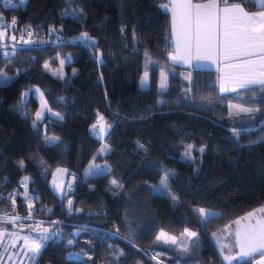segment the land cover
Returning a JSON list of instances; mask_svg holds the SVG:
<instances>
[{
    "label": "trees",
    "instance_id": "1",
    "mask_svg": "<svg viewBox=\"0 0 264 264\" xmlns=\"http://www.w3.org/2000/svg\"><path fill=\"white\" fill-rule=\"evenodd\" d=\"M242 6L264 9L254 0ZM0 14L15 33L41 38L30 49H0L8 76L0 84V195L27 177L40 214L54 223L35 264H173L177 256L154 262L147 249L159 232L185 229L198 234L193 261L222 264L209 234L264 206V89L221 95L214 72L173 65L167 0H0ZM85 32L92 39L78 40ZM66 54L61 68L57 56ZM33 89L62 118L45 115L33 126ZM229 103L258 111L235 116ZM97 114L110 125L102 139L93 136ZM90 164L107 170L88 175ZM57 168L74 178L61 198L49 185ZM199 208L217 215L201 220Z\"/></svg>",
    "mask_w": 264,
    "mask_h": 264
},
{
    "label": "snow or ice",
    "instance_id": "2",
    "mask_svg": "<svg viewBox=\"0 0 264 264\" xmlns=\"http://www.w3.org/2000/svg\"><path fill=\"white\" fill-rule=\"evenodd\" d=\"M25 0H20V3H24ZM172 5V33L174 40V50L170 55V59L173 61H184L188 62L191 59V49L193 44L197 49V58L200 57V47L202 40L206 41L211 45L214 36L222 35V47L225 60H233L238 55L251 56L254 52L260 53L259 62L255 60H240L239 63L227 65L233 71L227 73L223 79L227 78L233 81L237 87L242 89L255 90L253 86H259L264 89V11L249 12L242 7L244 0H240L239 3H228V0H222L226 4L224 8L219 7L221 0H207V3H193L192 0H170ZM260 7H264V0H254ZM167 9V5H162ZM3 18L0 17V27L3 26ZM16 18H12L11 25L16 24ZM222 28V32L220 31ZM57 29L52 28L51 31L55 32ZM123 31V29H121ZM32 33L29 32L28 36L31 37ZM6 36L5 31H0V39ZM81 38L85 40H91L92 38L88 33H81ZM13 40L16 39L15 36L12 37ZM23 39V37L21 38ZM25 44L35 43V41L28 39L23 40ZM183 44V48H182ZM15 47V46H14ZM5 55L9 53L5 52ZM147 55V53H146ZM61 65L64 61L61 60ZM44 67L47 69L48 64L46 63ZM75 71V70H74ZM0 76H5L3 72H0ZM148 78V73H144L142 78V83H145ZM167 77L163 72H161L160 87L164 88L166 86ZM221 90H226L221 84ZM39 92V89H36ZM235 91V88H233ZM41 98H43V93H40ZM42 108L45 107L44 104L41 105ZM51 112V109H47ZM258 111V109H250L237 106V112L253 113ZM54 116L60 117V113H52ZM98 115L96 123L92 125V129L97 136L108 131L110 125H107L105 117ZM36 119L33 121V126H36V121L41 120L44 117L43 111H37L35 113ZM233 135L239 136L241 130L233 129ZM48 140L55 141L57 137H46ZM189 149L191 145L187 146ZM107 146H103L101 151L103 152ZM201 152L204 151L203 148L200 149ZM185 155H188L186 152ZM20 165L23 166V161H20ZM100 166L96 164H90L89 168L86 169V174L92 175L94 169H98ZM58 173H66L65 169H57ZM27 177H25V182H27ZM55 185V180L53 181ZM116 183V181H112ZM57 189H60V185H55ZM71 187V184L68 185ZM160 187L167 189V174L161 180ZM176 199V197H173ZM71 205V201H69ZM31 207V205H29ZM197 212L198 217L204 218L205 220L210 216V213L204 208L194 209ZM258 217V218H257ZM16 219H19L17 217ZM14 222V221H13ZM43 223V222H41ZM237 227L235 231V243L234 245L222 246L227 247L228 254L223 255V260L227 261L228 264H233L234 261H251L255 259V254H259L261 259L257 261V264H264V206L254 209L248 212L245 216H242L233 222ZM49 229H43V233L39 238H33L30 236H24V247L26 251L24 255L31 253L32 259L40 252L42 249L43 241L49 239L47 233ZM10 237L15 238L16 233H8ZM183 235L186 239L197 237L198 234L195 231L185 229ZM216 234L213 233V236ZM4 236V232H0V237ZM170 240L172 244L177 243L175 237H168L165 233H161L157 237L160 239ZM2 242V241H0ZM69 244L72 243L71 240L68 241ZM234 248L239 250L233 253ZM182 251L188 252L189 248L185 244Z\"/></svg>",
    "mask_w": 264,
    "mask_h": 264
},
{
    "label": "rangeland",
    "instance_id": "3",
    "mask_svg": "<svg viewBox=\"0 0 264 264\" xmlns=\"http://www.w3.org/2000/svg\"><path fill=\"white\" fill-rule=\"evenodd\" d=\"M17 1L20 2V0H17ZM0 17H2V14H0ZM2 23H3V26L0 27V31H5L6 36L3 39H0V43H4V44L17 43L18 42L17 37L19 35H17V33H15V31L11 27L8 26V24L6 23L4 19L2 20ZM13 36L16 37L15 40L12 39ZM24 40H27V39H24ZM78 40L83 41L84 39L79 37ZM18 43L26 45L23 42H18ZM5 52L7 51H4L3 53ZM57 58H58L57 62L61 68L70 62V54H66L63 58L57 56ZM61 60L64 61L63 65H61L60 63ZM7 79H8V76L6 74L5 76H0V84L5 83ZM184 79H185L186 85L183 88V90L184 92L188 93V84H189L188 82L190 79L189 73L184 74ZM33 91H34L33 93L35 94V97L39 100L37 111H43L44 116L49 115L51 117H56L52 114L53 112L47 111L48 109L47 105L45 101L43 100V98H41L40 92H37L36 89H33ZM28 93L29 91L23 94V100L26 99V96L28 95ZM42 104L45 105L44 108L41 107ZM237 106L253 109L251 107L241 106L236 103H229L228 104L229 112L235 116L249 114L245 112H237ZM37 121H40V120H37ZM106 133L102 134L101 136H97L93 131V136L97 139H102L106 135ZM57 169H63V168H57ZM57 169H55L51 173L49 185L50 187H52V190L57 194V196L61 198L65 196L66 193H69L70 191H72V188H73L72 184H73L74 178L73 176L68 174V171L66 173H58ZM106 170H107L106 165L105 166L100 165L98 169L93 170V174H98L100 173V171L104 172ZM54 180H55V185L61 186L60 189H57L55 187L53 183ZM29 181L30 180L27 179V182H25V178H24L19 182L20 184L23 185L22 188H19V191H17L16 193L12 192V194L10 195V200L4 203L5 205L3 204L4 206L7 207L5 208L6 210L0 212V232H4V236L0 237V241H2L0 242V264H35L38 254L35 256L34 259L30 258L32 255L31 253H29L28 255H24V252L26 251V249L24 247L23 237L30 236V237L38 239L39 236L43 233V229L50 230L47 233V235L49 236V239L46 241H43L42 242L43 245L51 241L53 237V224L54 223L46 221L44 217L42 216V214H40L39 212L40 209L37 207L36 197L32 195L29 190ZM69 184H71L70 188L68 187ZM1 197L2 195H0V199ZM21 202L23 203V206H22L23 209L19 208L22 205ZM29 205H31V207H29ZM205 210H207L210 213V216L207 219H210L211 217L217 215V212L214 210H210V209H205ZM17 217H19V219H16ZM201 220H205V219L201 218ZM233 222L223 227H217L213 229L212 232L209 234V239L214 245L222 264H228V262L224 261L222 258L223 255L228 254V250H227V247H223V252H222V246L234 245L235 243V231H236L237 226ZM8 233H16L17 236L13 238V237H10ZM161 233L162 232H159L157 234L155 241L147 249L149 257L154 262H160L162 260H171L174 256H177V258H179L178 260L179 262L178 261L173 262V264H203V263H199L198 261H193L191 259L195 257L194 255H192L193 252L191 253L192 251L191 247L194 245L196 237L188 240L183 235L184 232L178 236H173V235L165 233L168 237H175L177 239V243L172 244L170 240H165L163 238L160 240H157V237L160 236ZM213 233H215L216 235L213 236ZM185 244H187L189 248L188 252L182 251V248ZM238 250H239L238 248H234L233 253L237 252ZM75 255H78V254H75ZM187 259H190L193 262L191 261L187 262ZM260 259H261L260 255L255 254V259L251 261V264H257V261H259ZM239 263L241 262L240 261L233 262V264H239Z\"/></svg>",
    "mask_w": 264,
    "mask_h": 264
},
{
    "label": "crops",
    "instance_id": "4",
    "mask_svg": "<svg viewBox=\"0 0 264 264\" xmlns=\"http://www.w3.org/2000/svg\"><path fill=\"white\" fill-rule=\"evenodd\" d=\"M171 7V14H170V30H171V44H172V50L169 54L170 55L173 53L175 44L173 40V33H172V5L170 0H167ZM192 2L195 3H207V0H192ZM226 4H222L221 2L219 3L220 8H224ZM256 6L258 4L256 3ZM243 7V6H242ZM260 7V6H258ZM258 11H264V9L252 11V12H258ZM222 32V28L220 30ZM222 40L223 37L222 35H216L214 36L211 45H209L206 41L202 40L201 47H200V57L197 58V49L195 47V44H193L192 49H191V59L188 62L184 61H173L170 58V62L178 67L184 68L186 71H192V70H206V71H212L215 73V82H216V87L221 95H226V94H234L242 90V88H239L236 86V84L225 78L222 81V77H225L227 73L232 72L233 70L227 67V65L230 64H236L239 63L240 60H255L259 62L260 58V53L254 52L253 55L251 56H245V55H238L235 59L233 60H225L224 54H223V47H222ZM183 48V44H182ZM223 82V86L226 90L222 91L221 90V84ZM253 87H259V86H253ZM233 88H235V91H233Z\"/></svg>",
    "mask_w": 264,
    "mask_h": 264
},
{
    "label": "built area",
    "instance_id": "5",
    "mask_svg": "<svg viewBox=\"0 0 264 264\" xmlns=\"http://www.w3.org/2000/svg\"><path fill=\"white\" fill-rule=\"evenodd\" d=\"M30 31H23L17 35H19L17 38L18 40H24V39H31L33 41H35V43L39 42L41 40V38H37L34 34L31 35V37L28 36V33ZM53 33L55 34L56 32L51 31V29L48 30L47 34L48 36L53 35ZM20 37H23V39H21ZM33 44V43H31ZM22 184L18 183V185L16 187H14L11 191H9L6 195L2 196L0 200H4V203L8 202L10 200V195L12 194V192H17L19 191V188H22Z\"/></svg>",
    "mask_w": 264,
    "mask_h": 264
},
{
    "label": "water",
    "instance_id": "6",
    "mask_svg": "<svg viewBox=\"0 0 264 264\" xmlns=\"http://www.w3.org/2000/svg\"><path fill=\"white\" fill-rule=\"evenodd\" d=\"M15 46V47H14ZM33 48L32 45L30 44H26V45H17V44H4V43H0V49L4 50V49H10V50H23V49H30Z\"/></svg>",
    "mask_w": 264,
    "mask_h": 264
}]
</instances>
